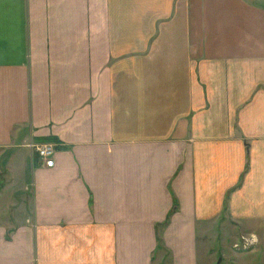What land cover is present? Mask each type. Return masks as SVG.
Listing matches in <instances>:
<instances>
[{"label":"crops","instance_id":"0c3cea01","mask_svg":"<svg viewBox=\"0 0 264 264\" xmlns=\"http://www.w3.org/2000/svg\"><path fill=\"white\" fill-rule=\"evenodd\" d=\"M3 157L0 264H197L247 163L264 214V0H0Z\"/></svg>","mask_w":264,"mask_h":264},{"label":"rangeland","instance_id":"374dc122","mask_svg":"<svg viewBox=\"0 0 264 264\" xmlns=\"http://www.w3.org/2000/svg\"><path fill=\"white\" fill-rule=\"evenodd\" d=\"M6 162L5 157L0 160V189H3L10 177L5 169ZM244 171L245 173L236 183L237 186L230 191L222 192L219 206L206 210L203 218L195 225L197 264H264V214H256V210L253 214L245 215L244 208L242 206L234 208L229 198L235 188L241 187L240 183L241 181L243 183L245 174L249 171V163L245 165ZM27 183L31 188L30 176L27 178ZM12 195L14 199L18 197L17 194L1 192L0 200L7 201ZM169 225L171 228H168ZM186 227L185 231H191L189 224L168 222L159 225L156 230L161 234L164 244L162 235L167 229L178 232L179 229L184 231ZM164 248H166L165 244L162 249ZM155 263L170 264V256L159 251Z\"/></svg>","mask_w":264,"mask_h":264},{"label":"built area","instance_id":"2783aa9c","mask_svg":"<svg viewBox=\"0 0 264 264\" xmlns=\"http://www.w3.org/2000/svg\"><path fill=\"white\" fill-rule=\"evenodd\" d=\"M29 148L32 149L38 156V158L43 161V163L51 167L53 165V155L55 152V145L52 142H41L34 143L30 142L28 144Z\"/></svg>","mask_w":264,"mask_h":264},{"label":"trees","instance_id":"16d2710c","mask_svg":"<svg viewBox=\"0 0 264 264\" xmlns=\"http://www.w3.org/2000/svg\"><path fill=\"white\" fill-rule=\"evenodd\" d=\"M49 139H52V138H49ZM158 246H159V244H158Z\"/></svg>","mask_w":264,"mask_h":264}]
</instances>
